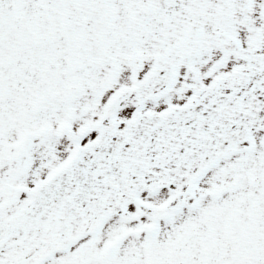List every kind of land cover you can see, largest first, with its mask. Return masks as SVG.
Here are the masks:
<instances>
[{
  "label": "snow or ice",
  "instance_id": "6c2138e0",
  "mask_svg": "<svg viewBox=\"0 0 264 264\" xmlns=\"http://www.w3.org/2000/svg\"><path fill=\"white\" fill-rule=\"evenodd\" d=\"M0 264H264V0H0Z\"/></svg>",
  "mask_w": 264,
  "mask_h": 264
}]
</instances>
